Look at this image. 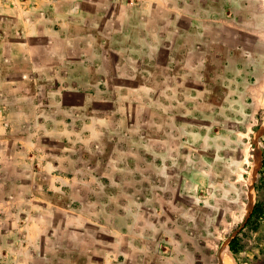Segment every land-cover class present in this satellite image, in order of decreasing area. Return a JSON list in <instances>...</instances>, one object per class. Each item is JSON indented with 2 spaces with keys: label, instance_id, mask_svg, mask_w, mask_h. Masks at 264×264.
Masks as SVG:
<instances>
[{
  "label": "rangeland",
  "instance_id": "1",
  "mask_svg": "<svg viewBox=\"0 0 264 264\" xmlns=\"http://www.w3.org/2000/svg\"><path fill=\"white\" fill-rule=\"evenodd\" d=\"M240 3L264 16V0H170L154 47L140 16L137 44L109 38L106 69L93 63L89 93L75 97L86 110L61 112L78 120L61 128L68 137L35 128L27 169L14 165L27 134L0 141L10 193L33 201L32 215L60 205L79 264H264V31L259 54L241 42L257 32L230 35ZM7 116L0 101V126Z\"/></svg>",
  "mask_w": 264,
  "mask_h": 264
},
{
  "label": "crops",
  "instance_id": "2",
  "mask_svg": "<svg viewBox=\"0 0 264 264\" xmlns=\"http://www.w3.org/2000/svg\"><path fill=\"white\" fill-rule=\"evenodd\" d=\"M239 5L227 31L234 39L244 31L257 32V37L244 33L241 42L257 44L259 54L264 16L257 12V20H252L242 12L245 5ZM170 12V0H0V101L9 120L0 126V141L7 140L10 133L23 130L27 134L23 149L15 152V159L22 161L14 165L28 168L31 156L28 145L35 141V128L52 139L68 137L61 128L70 120L75 126L78 120L75 115L61 112L86 110L87 104L77 105L75 97L91 88L93 63L100 68L103 64L106 69L109 38L119 41L116 47L126 46L133 27H138L143 16L147 45L154 47L156 25L164 23ZM123 30H127L128 37L121 36ZM137 42L128 44L132 47ZM2 159H7L4 151H0ZM45 169L46 173L50 169L53 175V162ZM13 173L10 170V179ZM49 189L57 192L59 186L53 183ZM10 191V184L0 177V264H79L73 257L76 239L73 220L63 218L66 228H60V205L45 200L47 205L39 208L49 210L51 219L45 218L47 213L40 210L39 216L32 215L28 205L34 202L20 189L15 195ZM86 210L84 203L74 209L79 213ZM128 218H137V211H131Z\"/></svg>",
  "mask_w": 264,
  "mask_h": 264
},
{
  "label": "trees",
  "instance_id": "3",
  "mask_svg": "<svg viewBox=\"0 0 264 264\" xmlns=\"http://www.w3.org/2000/svg\"><path fill=\"white\" fill-rule=\"evenodd\" d=\"M257 212V209L254 210L253 214ZM252 219V218H251ZM236 241V237L232 239L231 243H230V247H231V250L235 251V247H234V243Z\"/></svg>",
  "mask_w": 264,
  "mask_h": 264
}]
</instances>
